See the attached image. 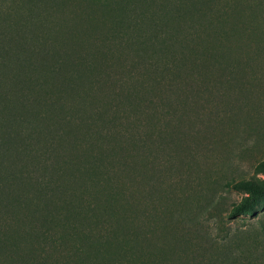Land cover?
<instances>
[{"label":"trees","instance_id":"obj_1","mask_svg":"<svg viewBox=\"0 0 264 264\" xmlns=\"http://www.w3.org/2000/svg\"><path fill=\"white\" fill-rule=\"evenodd\" d=\"M219 4L105 1L91 14L102 11L110 27L98 44L81 49L78 22L92 21L78 14L74 3L0 0V257L5 263L17 259L15 250L30 239L39 245L31 249L38 252L28 264H131L155 254L149 229L177 221L176 210L165 214L139 190L124 194L122 179L128 172L143 183L157 177L149 161L153 149L183 147L182 119L198 102H209L211 77L218 83L227 71L229 79H221L226 83L242 85L247 79L223 64L232 46L226 48L220 37L237 32V17L233 6ZM165 108L168 120L161 125ZM126 138L133 154L122 146ZM257 166L264 172V159ZM91 185L102 191L101 203L91 196ZM226 185L244 193L227 218L264 207V178ZM48 222L51 229L42 230ZM51 253L64 254L63 260H52Z\"/></svg>","mask_w":264,"mask_h":264},{"label":"rangeland","instance_id":"obj_2","mask_svg":"<svg viewBox=\"0 0 264 264\" xmlns=\"http://www.w3.org/2000/svg\"><path fill=\"white\" fill-rule=\"evenodd\" d=\"M105 1L110 0H69L78 14L92 21L90 25L77 21L81 49L92 48L108 31L109 19L103 12L91 14L95 5L102 8ZM219 1L221 6H233L237 17L233 19L237 32H226L220 37L226 48L232 46L223 64L232 68L237 77L245 75L247 79L242 85L226 83L221 79H229L227 71H223L218 83L211 77L209 102L206 106L198 102L195 108L188 109L190 117L182 119L183 147L163 148L161 152L153 149L149 161L154 164L152 172L157 177L143 183L138 174L128 172L122 179L124 194L139 190L150 200L153 198V207L165 214L174 209L178 216L171 225L162 222L161 227L149 229L151 250L157 251L142 257L141 262L133 259L131 264H264V207L254 215L226 217L232 203L244 195L226 183L240 178H264L257 166L264 159V0ZM68 17L74 19L70 9ZM224 27L229 30L228 23ZM65 37L68 39L66 34ZM211 72L215 79L219 78L216 69L211 67ZM166 111L165 108L161 125L168 120ZM140 118L144 120L145 116ZM87 141L83 137L82 142ZM122 146L126 153L133 154L127 138ZM127 159L132 162V158ZM90 187L91 196L101 203L102 191L94 185ZM46 228L51 229V222L42 226V230ZM38 245L34 239L21 243V249L15 250L17 259L5 263L0 257V263L28 264L38 252L31 249ZM63 256L51 253L52 260H63Z\"/></svg>","mask_w":264,"mask_h":264}]
</instances>
